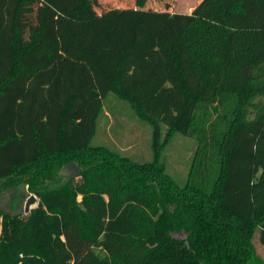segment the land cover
<instances>
[{"label": "trees", "instance_id": "1", "mask_svg": "<svg viewBox=\"0 0 264 264\" xmlns=\"http://www.w3.org/2000/svg\"><path fill=\"white\" fill-rule=\"evenodd\" d=\"M92 1L0 0V193L38 198L0 207V264H263L264 0ZM108 92L151 124L149 162L93 144ZM163 125L196 142L181 185Z\"/></svg>", "mask_w": 264, "mask_h": 264}, {"label": "rangeland", "instance_id": "2", "mask_svg": "<svg viewBox=\"0 0 264 264\" xmlns=\"http://www.w3.org/2000/svg\"><path fill=\"white\" fill-rule=\"evenodd\" d=\"M201 0H148L141 7L138 0H93L89 9L94 16L100 17L102 12L117 11L122 13L127 10L147 9L156 11L190 12ZM126 14V13H125ZM85 17L80 16V19ZM104 20L102 28L106 26ZM79 57H88V52L76 49ZM109 54L112 53L111 45L108 48ZM260 97H256L257 101ZM251 106L249 105V110ZM249 118L252 115H248ZM167 126H162V132L157 139L159 145V160L165 165V170L179 184L186 181L191 166L196 142L192 137L185 136L182 132L171 131L169 137H166ZM163 140L165 145H163ZM93 144H105L122 154L129 156L137 162H149L153 156L152 147V127L149 122L138 118L134 108L129 102L122 99L116 92H108L103 96L102 108L97 119L96 132L92 139ZM75 172L72 167L67 170L66 178ZM22 188L5 190L0 193V207L8 213H15L19 202L22 200ZM33 194V193H31ZM35 195V194H34ZM36 196V195H35ZM30 206V209L37 205ZM23 209V206H22ZM29 209V210H30ZM29 212V211H28ZM27 212V213H28ZM1 222V220H0ZM176 237H183V234H176ZM257 254L260 261L264 264V246L259 244L257 234L253 238Z\"/></svg>", "mask_w": 264, "mask_h": 264}, {"label": "water", "instance_id": "3", "mask_svg": "<svg viewBox=\"0 0 264 264\" xmlns=\"http://www.w3.org/2000/svg\"><path fill=\"white\" fill-rule=\"evenodd\" d=\"M34 203H36V196L27 191H23V198L21 202V206H23L22 210L27 213L30 209V206Z\"/></svg>", "mask_w": 264, "mask_h": 264}, {"label": "flooded vegetation", "instance_id": "4", "mask_svg": "<svg viewBox=\"0 0 264 264\" xmlns=\"http://www.w3.org/2000/svg\"><path fill=\"white\" fill-rule=\"evenodd\" d=\"M22 198H23V195H22ZM21 202H22V200L19 202V206L17 207V209H22V206H21Z\"/></svg>", "mask_w": 264, "mask_h": 264}]
</instances>
